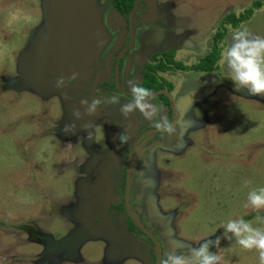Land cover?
<instances>
[{
  "label": "rangeland",
  "instance_id": "rangeland-1",
  "mask_svg": "<svg viewBox=\"0 0 264 264\" xmlns=\"http://www.w3.org/2000/svg\"><path fill=\"white\" fill-rule=\"evenodd\" d=\"M256 1L263 6L229 25L224 43L242 26L264 37V0H139L121 88L139 85L155 54L174 51L176 61L197 64L222 18ZM126 30L111 0H0V264H154L151 243L114 208L123 204L130 146L154 129L138 111L125 119L119 108L132 98L104 86ZM74 72L77 80L55 87ZM159 76L173 86L177 132L150 135L135 151L131 209L161 243L162 258L220 237L209 248L220 264H259L258 252L225 239L220 225L254 221L244 203L264 187V96L222 78L219 62L211 73ZM112 95L119 105L85 114L82 100ZM159 100L157 119L170 121ZM123 132L130 138L121 145Z\"/></svg>",
  "mask_w": 264,
  "mask_h": 264
},
{
  "label": "clouds",
  "instance_id": "clouds-1",
  "mask_svg": "<svg viewBox=\"0 0 264 264\" xmlns=\"http://www.w3.org/2000/svg\"><path fill=\"white\" fill-rule=\"evenodd\" d=\"M219 66L222 78L231 79L237 89H246L252 96H264V37L254 36L243 26L231 33L230 38L222 46ZM77 79L78 73L75 72L67 78L60 76L55 81V87L61 89L66 86V81L71 83ZM128 84L132 99L120 106L121 115L127 119L138 111L146 120L152 122V127L161 135H175L177 129L171 121L163 117L157 119L158 109L153 103V92L133 81H128ZM119 103L120 98L112 95L103 99L82 100L81 106L85 108L86 115L93 116L100 106H115ZM73 117L77 120L82 118L79 109L73 111ZM83 127L87 129L90 125L85 124ZM63 131L66 134H75V124H66ZM129 138L127 133H121L120 144L127 143ZM244 183L247 186L250 181L246 180ZM244 208L255 213L264 210V187L254 188L247 193ZM220 227L224 229L225 239H234L235 243L246 251H257L259 264H264V216L256 215L254 221L238 216L228 219ZM219 244L220 237L214 241L204 239L199 247L191 248L188 253L167 252L159 264H220L221 257L209 252L210 246L218 247Z\"/></svg>",
  "mask_w": 264,
  "mask_h": 264
},
{
  "label": "trees",
  "instance_id": "trees-1",
  "mask_svg": "<svg viewBox=\"0 0 264 264\" xmlns=\"http://www.w3.org/2000/svg\"><path fill=\"white\" fill-rule=\"evenodd\" d=\"M133 1L134 0H112L113 9L117 13L127 14L131 9ZM262 6L263 4L260 1H256L253 3L252 7L250 8H247L238 13H230L227 14L225 17H223L220 23L218 24V27L212 37V46L210 51L197 64L186 65L180 61H176L174 58L175 56L174 51H168L162 54L155 55L150 60V62L146 64L145 73L143 74L142 81L139 85L150 89L152 92H155L163 88H167L168 91H171L172 90L171 84L166 82L162 77L158 76L157 71L166 72L168 70H174L181 72L193 71L200 73L214 72L215 70L218 69V62L220 61V53L222 51V46L225 44L224 38L227 36L229 30L228 26L230 25L232 29L238 28L241 23L249 20L252 17L254 8H260ZM110 89L114 90V86L111 85ZM159 98L162 100V101L159 100L160 102H163L164 104L169 106V103L165 97L159 96ZM170 113L171 112H169V115ZM123 174L125 178V172ZM114 208L118 210H123V204L117 205ZM256 215L264 216V214L262 213H254L249 215L248 217L252 218L255 217ZM128 224L131 229L138 230L132 225L130 220H128ZM149 242L151 241L149 240Z\"/></svg>",
  "mask_w": 264,
  "mask_h": 264
},
{
  "label": "water",
  "instance_id": "water-1",
  "mask_svg": "<svg viewBox=\"0 0 264 264\" xmlns=\"http://www.w3.org/2000/svg\"><path fill=\"white\" fill-rule=\"evenodd\" d=\"M137 4H138V0H134L132 10L130 11L129 16H128L129 32H130V46L132 45V41H133L132 18H133L134 12L137 9ZM125 51H126V49L122 50L116 57L115 68H114V84H115V89L117 92L132 98L131 93L121 89L120 85H119V78H118V76H119V62H120V59H121V57ZM153 94H154V97L162 95L168 99V101L170 102L171 111H172L171 122L176 127L177 117H178L176 103H175L174 99L171 97V95L169 94L168 90H166V89L160 90V91L154 92ZM157 133H159V132H157L155 129L145 130L144 132L141 133V135L136 140L133 141L132 145L130 146L128 154H127L126 162H125V182H124V191H123V209H124V212L127 215L130 222L133 224V226L136 229H138L144 236H146L151 241V243L153 245L152 246V255L154 256V259H155L154 264H159L160 259H162L161 245H160V242L158 241V239L143 226L138 214L134 210L131 209V207H130V189H131L132 160H133V156L135 154V151L137 150L140 143L146 137L153 135V134H157Z\"/></svg>",
  "mask_w": 264,
  "mask_h": 264
},
{
  "label": "flooded vegetation",
  "instance_id": "flooded-vegetation-1",
  "mask_svg": "<svg viewBox=\"0 0 264 264\" xmlns=\"http://www.w3.org/2000/svg\"><path fill=\"white\" fill-rule=\"evenodd\" d=\"M111 2H112V0H111ZM133 4H134V1H133ZM133 4H132V6H131V9H130V11L132 10V7H133ZM138 6H139V0H138V4H137V9H136V11L134 12V15H133V18H132V37H133V41H132V45L130 46V32H129V20H128V16H129V13H130V11L127 13V14H120V13H117L114 9V11L120 16V17H123L124 19H125V22H126V27H127V30L125 31L126 32V34H127V38H126V40L124 41V44H122L121 46H119L118 48H117V51H116V53H115V55H114V60H113V65H112V68H110V70H111V74H112V78H111V83H107V84H105L104 86H105V88L109 91V92H112V91H115V92H117L116 91V89H115V84H114V68H115V60H116V57H117V55L122 51V50H124V49H126V51L124 52V54L122 55V57H121V59H120V62H119V76H118V78L120 77V70H121V68L123 67V58L127 55V53H128V51L129 50H131L132 48H133V46H134V42H135V35H134V20H135V18H136V14L138 13ZM112 7H113V5H112ZM88 53H90V52H88ZM159 54H162V53H159ZM155 55H157V54H155ZM155 55H153V56H151L150 57V59L147 61V63L146 64H148L149 62H150V60L155 56ZM174 58H175V56H174ZM183 63V62H182ZM146 64H145V69H146ZM107 66V65H106ZM168 71H174V70H168ZM167 72V71H166ZM177 72H181V71H177ZM190 72H193V71H190ZM144 73H145V71H144ZM159 73H160V71H157V75L159 76ZM164 73V72H163ZM211 73V72H210ZM161 77V76H160ZM142 78H143V75H142ZM164 79V78H163ZM166 82H168L166 79H164ZM141 81H142V79H141ZM141 81H140V83H141ZM139 83V84H140ZM168 83H170V82H168ZM171 84V83H170ZM111 85H113L114 86V90H112V89H110V87H111ZM119 85H120V79H119ZM110 86V87H109ZM171 86H172V84H171ZM120 88H121V86H120ZM122 89V88H121ZM164 89H166V90H168L167 88H163V89H160V90H164ZM124 90V89H123ZM160 90H157V91H160ZM172 90H173V86H172ZM168 91L169 92V94L171 95V93L173 92V91ZM157 91H155V92H157ZM171 92V93H170ZM154 93V92H153ZM159 96H162V95H159ZM159 96H157V97H154V99L155 98H159ZM164 97V96H163ZM171 97H172V95H171ZM166 98V97H165ZM173 98V97H172ZM174 99V98H173ZM166 100L168 101V99L166 98ZM154 101V100H153ZM175 101V100H174ZM163 105H166V104H164L163 102H161ZM168 103H169V110H167L168 112V115H169V112H171L170 113V115H169V117H170V121H171V115H172V111H171V106H170V102L168 101ZM176 103V102H175ZM176 108H177V105H176ZM177 113H178V111H177ZM141 135V134H140ZM139 135V136H140ZM138 136V137H139ZM137 137V138H138ZM136 138V139H137ZM135 139V140H136ZM132 162H133V160H132ZM131 176H132V174H131ZM124 180H125V178H124ZM125 182V181H124ZM130 191H131V189H130ZM142 223V222H141ZM150 232V231H149ZM154 235V234H153ZM155 236V235H154ZM145 237V236H144ZM156 237V236H155ZM146 238V237H145ZM149 241V240H148ZM159 241V240H158ZM151 243V242H150ZM151 245H152V243H151ZM160 245H161V243H160ZM153 246V245H152ZM161 249H162V247H161ZM151 253H152V250H151Z\"/></svg>",
  "mask_w": 264,
  "mask_h": 264
}]
</instances>
